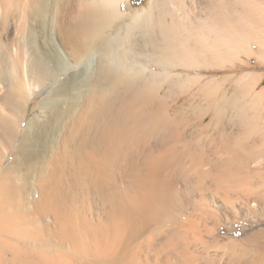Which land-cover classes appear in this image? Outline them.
Listing matches in <instances>:
<instances>
[{
  "label": "bare ground",
  "instance_id": "bare-ground-1",
  "mask_svg": "<svg viewBox=\"0 0 264 264\" xmlns=\"http://www.w3.org/2000/svg\"><path fill=\"white\" fill-rule=\"evenodd\" d=\"M263 81L264 0H0V264H264Z\"/></svg>",
  "mask_w": 264,
  "mask_h": 264
},
{
  "label": "rangeland",
  "instance_id": "rangeland-1",
  "mask_svg": "<svg viewBox=\"0 0 264 264\" xmlns=\"http://www.w3.org/2000/svg\"><path fill=\"white\" fill-rule=\"evenodd\" d=\"M147 0H131V5L133 6V7H138V6H140V5H142V4H144L145 2H146ZM256 66L255 67H253L252 65L250 66V68H248L247 70L248 71H256V72H261L263 69H261L262 68V66L259 64V63H256L255 64ZM231 71L230 70H228L227 68H225V69H214V70H207V71H201V72H198L199 74H203V76H206V75H208V76H212V77H214V78H218L219 80L224 76V75H227V74H229ZM192 74H193V72H191ZM196 73V72H195ZM206 73V74H205ZM232 73V72H231ZM236 73V74H235ZM234 73V78H232V80H230V82L229 81H226V82H224V86H226V88L227 89H225V90H228L227 91V95H229L230 93H231V90L233 89V86L232 85H234V81L236 80V77H237V75H239L240 73H241V71H237V72H235ZM201 81H204V79H202ZM262 84H264V81L262 82ZM261 85V84H260ZM165 87H167L166 85H165ZM232 87V88H231ZM174 92L175 93H173L171 96H170V102H173L174 100H175V98H177V97H179L178 99H177V102L174 104V108H177V107H179V106H182V105H191L192 103L193 104H196V103H199L201 100V98L200 97H202L201 96V92H197V93H195V90H196V86H192V88H190V89H188V88H186L185 86H183V87H175L174 88ZM182 90H183V92H185V94H183L182 93ZM192 93H195V94H192ZM200 93V94H199ZM181 94H183V95H181ZM198 105H200V104H198ZM201 106V105H200ZM202 108H203V106H201ZM194 111V112H193ZM195 111H197V110H192V111H189V113H188V118H193L194 117V115H198V113L196 112L195 113ZM228 112H229V110H228ZM36 114V113H35ZM191 114V115H190ZM207 119H205V121H206ZM193 127L194 126H191L190 128H186V129H184L183 130V133H187L188 132V134L190 133V132H194L195 130H193ZM212 132V130H204L202 133H203V137L205 138H209V136H210V134H212L211 133ZM207 134V135H206ZM209 134V135H208ZM204 135H206V136H204ZM204 138H202V141L203 140H205ZM7 158H6V161H11L12 160V155L10 154V152H8L7 153V156H6ZM11 157V158H10ZM247 221L246 220H237V221H232V223L230 224V227H231V229H229V230H227V235L228 236H232V237H235V238H243V237H246L247 235H248V233H251V232H257V231H259L260 229H263L264 227H263V224H257V225H251V224H249L248 222V224L246 223ZM217 230L218 231H223L224 232V230L225 229H223L222 227H221V229H220V227H218L217 228ZM229 232V233H228Z\"/></svg>",
  "mask_w": 264,
  "mask_h": 264
}]
</instances>
